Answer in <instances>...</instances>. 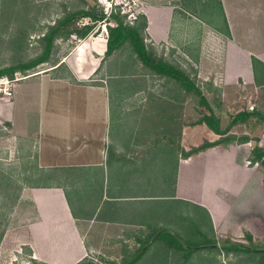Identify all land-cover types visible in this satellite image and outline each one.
<instances>
[{
	"label": "crops",
	"instance_id": "0c3cea01",
	"mask_svg": "<svg viewBox=\"0 0 264 264\" xmlns=\"http://www.w3.org/2000/svg\"><path fill=\"white\" fill-rule=\"evenodd\" d=\"M207 1L217 4L219 18H201ZM140 10L149 43L185 44L210 106L207 90L264 91V0H144ZM105 33L79 38L56 63L15 82L9 99L0 98V151L14 149L18 186L9 216L19 219L4 229L0 246L24 248L42 264H79L87 254L153 245L163 231L161 243L176 252L172 264H264V171L249 163L247 142L182 157L219 135L198 123L181 125L174 140L164 136L160 84L137 83L112 101L113 71L101 66ZM164 86L175 101L183 93ZM146 107L149 128L141 124ZM178 203L201 209L208 226L205 242L189 251L168 236L182 232ZM223 241L255 251L224 252ZM197 251L214 258H191Z\"/></svg>",
	"mask_w": 264,
	"mask_h": 264
},
{
	"label": "rangeland",
	"instance_id": "374dc122",
	"mask_svg": "<svg viewBox=\"0 0 264 264\" xmlns=\"http://www.w3.org/2000/svg\"><path fill=\"white\" fill-rule=\"evenodd\" d=\"M144 0H0V68L15 65L30 60L41 53L43 48L42 33L47 31L48 27L60 18L64 13L78 8H86L89 5H95L96 8L101 7L103 11L110 9H117L119 13L124 14V21L129 22L135 18L137 13L141 12V5ZM20 10L19 16L17 11ZM203 17L209 18V15L218 17L217 4L214 1H207L202 5ZM25 15V16H24ZM205 16V17H204ZM214 18V17H211ZM89 22L87 17L77 16L72 19V25L79 27L82 23ZM104 26L101 22H96L91 28V34L100 35L105 33ZM183 34H188L190 30L188 26L181 28ZM88 33V34H89ZM196 36V35H195ZM79 37L75 33H70L68 36H56L52 40V45L47 61L38 63L34 67L27 69L24 72H36L53 65L65 56L68 51L74 48L78 42ZM144 41L149 45V40L144 37ZM156 56L162 57L168 63L182 69L186 72L195 83L199 86L196 78V66L186 60L183 54L185 44L170 48L165 44H150ZM109 59V60H108ZM108 60L107 62H105ZM105 70L113 71V76L107 81L110 96L112 101L120 99L121 95H130V89L136 86L137 83L143 84H160L161 95L163 97L162 104L159 105V111L162 119V131L173 136L177 135L179 128L183 124L191 125L193 121L198 118V110H202L196 105V98L189 94L181 93L177 96L176 101L173 99V92L169 89L165 90L167 84H175L172 80L166 79L156 75H151L147 70L143 71V67L134 58L132 52L127 44H123L120 48L109 55L104 57L103 64L101 65ZM102 67V68H103ZM22 74L21 72H19ZM17 82V81H16ZM126 86V87H125ZM204 87V86H203ZM205 88V87H204ZM171 89V88H170ZM207 89V88H205ZM206 92V90H205ZM206 97L211 104L213 113L219 118L220 126L223 128L229 116L237 110H257L264 117V91L252 93L248 88L237 87L236 91L225 92L210 90L206 92ZM165 99H172L168 102V106L163 107ZM163 107V109H162ZM147 113L142 116L146 128L153 124L151 117L152 107L148 109ZM135 116V115H133ZM140 119V118H139ZM140 119V121H142ZM228 134L239 137L246 135L249 141L246 147L252 148L257 145L264 148V126L262 122L255 116L249 117L243 123H238L230 127ZM169 139V138H168ZM170 140V139H169ZM233 145H240L232 141ZM163 146H168L162 143ZM0 151V242L4 229L9 223L17 224L19 219H14L9 216L10 211L13 209L15 201V193L18 189L16 185V172H15V154L14 149L8 145ZM248 163V162H247ZM257 166L264 171V167L260 164ZM164 208V205H163ZM178 223L182 228L179 234L180 242L184 247H192L193 245L203 244L205 237H208V226L205 219V214L201 209L178 203L177 205ZM203 231L199 235L197 230ZM165 237V236H164ZM163 235L159 238H164ZM158 239L153 245L148 246L146 251L141 257L133 264H172L175 261V251L168 249L166 245L161 243ZM130 246V245H129ZM132 247V246H130ZM132 249L125 251H111L105 252L104 255L97 252L95 254H87V256L80 261L92 262L94 264H121L122 261L128 259L132 253ZM197 256V257H196ZM198 259H212L213 254L208 256L207 253L202 255V252L197 251L191 258ZM29 252L24 248L13 247L9 244L0 246V264H32ZM175 264V263H173Z\"/></svg>",
	"mask_w": 264,
	"mask_h": 264
},
{
	"label": "trees",
	"instance_id": "16d2710c",
	"mask_svg": "<svg viewBox=\"0 0 264 264\" xmlns=\"http://www.w3.org/2000/svg\"><path fill=\"white\" fill-rule=\"evenodd\" d=\"M20 10L17 11V16H19ZM25 16V15H24ZM77 16L87 17L89 22L82 23L79 27L72 25V19ZM124 14L119 13L117 9H110L109 11H103L101 7L96 8L95 5H89L86 8H78L72 11L64 13L60 18H58L52 25H50L44 33H42L43 48L41 53L36 57L27 60L22 63H17L8 67L0 68V76L6 75L11 77L15 72H24L37 65L47 61L52 40L56 36H68L70 33H75L79 38L86 36L91 28L96 22H101L106 30L105 33V49L104 57L109 56L113 51L119 48L122 44L126 43L129 46L134 58L138 61L141 67L145 68L148 73L156 76H162L166 79L172 80L179 89L182 90L184 94H189L194 96L196 100V105L202 110H198L199 116L196 118L192 124L203 123L205 126L211 130L213 133L219 135V138L214 141H204L198 146L190 147L187 151H181L180 155L182 157H188L191 154H195L205 148L212 147L218 144H229L232 141L236 143H246L249 138L246 135L239 137L228 134V130L235 124L243 123L249 117H257L264 126V117L257 110H237L229 119L226 125L221 128L219 123V118L213 113L212 108L208 104L206 98L201 92L200 87L195 83L194 79L190 77L182 69L168 63L162 57L156 56L152 49V46L144 41L145 33L144 27L146 24V19L143 13H137L132 22H126L123 19ZM224 33L228 35L227 28L224 29ZM249 163H258L264 167V148L254 145L249 152ZM163 232V231H162ZM160 233L156 237H160L164 232ZM170 242L174 246L190 250L191 248H185L176 235H168ZM245 237L249 239L250 237L245 234ZM214 244V241H210ZM170 244V243H169ZM147 246H145L146 248ZM220 249L224 252L228 251H255L250 247L241 246L240 244H232L229 241H223L220 243ZM145 248H140L139 250L132 253V255L122 261L121 264H133L136 262ZM33 261V260H32ZM32 264H42L33 261ZM79 264H94L92 262H83Z\"/></svg>",
	"mask_w": 264,
	"mask_h": 264
},
{
	"label": "built area",
	"instance_id": "2783aa9c",
	"mask_svg": "<svg viewBox=\"0 0 264 264\" xmlns=\"http://www.w3.org/2000/svg\"><path fill=\"white\" fill-rule=\"evenodd\" d=\"M128 21L131 22V19H128ZM24 76L27 75H22L19 72H15L11 77L6 75L0 76V98L9 99L11 97V88L13 84ZM254 164H256V162Z\"/></svg>",
	"mask_w": 264,
	"mask_h": 264
},
{
	"label": "water",
	"instance_id": "95a60500",
	"mask_svg": "<svg viewBox=\"0 0 264 264\" xmlns=\"http://www.w3.org/2000/svg\"><path fill=\"white\" fill-rule=\"evenodd\" d=\"M178 238V237H177ZM179 239V238H178ZM180 240V239H179Z\"/></svg>",
	"mask_w": 264,
	"mask_h": 264
}]
</instances>
